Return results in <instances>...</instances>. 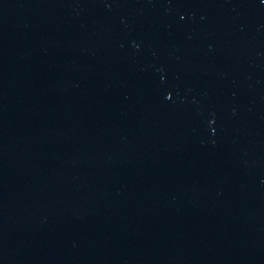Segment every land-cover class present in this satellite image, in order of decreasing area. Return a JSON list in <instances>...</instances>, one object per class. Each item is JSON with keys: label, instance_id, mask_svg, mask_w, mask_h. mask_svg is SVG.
<instances>
[{"label": "water", "instance_id": "water-1", "mask_svg": "<svg viewBox=\"0 0 264 264\" xmlns=\"http://www.w3.org/2000/svg\"><path fill=\"white\" fill-rule=\"evenodd\" d=\"M0 264H264V0H0Z\"/></svg>", "mask_w": 264, "mask_h": 264}]
</instances>
